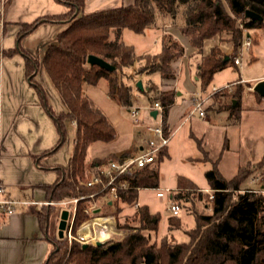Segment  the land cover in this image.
I'll return each instance as SVG.
<instances>
[{"label":"trees","instance_id":"trees-1","mask_svg":"<svg viewBox=\"0 0 264 264\" xmlns=\"http://www.w3.org/2000/svg\"><path fill=\"white\" fill-rule=\"evenodd\" d=\"M57 1L65 3L67 11L39 17L30 23H20L18 47L7 51L22 52L25 74L36 86L41 103L54 121L58 138L49 152L56 151L65 141L66 121H75L74 145L67 169L58 168L60 175L56 181L42 185L53 200L92 193L95 187H87L80 181L87 178L88 169L96 163L114 157L110 155L85 164L87 146L96 141L113 140L115 131L101 111L91 105L84 89L95 85L102 77L107 82V94L117 96L123 106H129L132 104L131 85L123 82L122 73L138 59L145 60V63L135 70L137 75L157 72L161 79L175 77L170 64L184 54V47L178 40L170 33H163L157 53L135 56L133 46L123 40L124 30L142 33L149 28L158 29L160 18H168L171 24L176 18H181L182 24L178 29L200 56L195 76L201 90L210 83L214 73L234 64L232 56L223 52L222 43L231 42L233 49L238 48L241 29L236 24L237 20L246 29L264 32V0H134L129 5L88 14L81 13L85 0ZM246 9L258 13L261 19L246 18ZM42 22H65V27L54 40L45 44L40 60L22 49L20 41ZM214 39L219 43L211 45L209 51L203 54L205 43ZM89 54L102 57L115 69L107 71L88 64L86 59ZM40 65L53 82L65 107L57 115L47 104L46 95L35 80ZM149 90L157 91L148 87L143 89V93L147 95ZM235 96L238 99L235 106L225 101L217 106L218 109H227L233 122L239 120L241 109L239 97ZM174 97L175 93L171 90L158 92L155 99L163 104L165 114ZM165 149L160 151L157 163L136 171L132 184L143 188L158 186V164ZM245 174L246 171L239 168L237 174L227 180L218 172L215 163L204 172L211 193L208 195V191L200 189L198 193L207 194V198L211 195L204 204L209 213H199L195 209L190 212L195 224L183 230L186 240L177 241L172 234V231L182 229L179 214L169 215L168 235L158 240L151 238L152 232L157 231L158 214L152 213L145 204L133 207L139 191H121L111 213L115 216L116 229L129 230L127 234L100 245L88 243L86 247L76 241L68 243L66 236L52 238L53 247L43 264H264V193L251 188L236 194L231 191L240 190ZM176 187L177 190L169 197L185 209L190 191L196 186L179 177ZM84 205V200L78 202L76 224L85 218L82 213ZM126 208L130 212H124ZM38 216L41 224L45 225L47 214Z\"/></svg>","mask_w":264,"mask_h":264},{"label":"crops","instance_id":"crops-1","mask_svg":"<svg viewBox=\"0 0 264 264\" xmlns=\"http://www.w3.org/2000/svg\"><path fill=\"white\" fill-rule=\"evenodd\" d=\"M133 2L134 0H85L81 13L88 14L98 10L129 5ZM66 11L65 3L57 0H0V179L6 185L10 196L19 200L38 202L53 200L42 185H49L56 181L60 172L58 168L67 169L73 146L71 144L70 149L68 148L67 156L63 160L54 153L55 151L49 152L58 138L54 121L45 105L41 103L36 86L28 80L25 74V61L22 52L15 50L9 53L7 51L18 47L17 33L20 23H30L39 17L59 15ZM181 24L182 19L179 18V25ZM158 26V29L149 28L143 33L145 34L146 31L155 33L154 43H160L161 34L170 33L184 47L182 57L170 64L176 77L161 79L159 76L160 81L154 82L150 76L157 72L141 73L138 76L146 77L158 84L162 90H167L178 83L179 70L176 63L185 59L187 79L184 80V86L181 87H186L188 90V98L185 100L181 97V104H178L182 93L176 89L174 102L165 114V126L172 133V138L181 124L191 118L184 121L185 115L192 108V97L194 95L202 96L204 91L199 90L196 86V82H199L194 74L197 62H188V57L191 58L197 54L190 46L187 37L183 36L178 25H172L168 18H160ZM64 27L65 22H42L21 39L20 46L41 60L45 44L54 40L56 34ZM131 45L133 46V44ZM141 50L142 52L135 56L152 52L151 48L146 45ZM133 68L132 66L128 67L129 73ZM35 80L42 87L46 95V102L54 114L57 115L63 111L65 109L63 102L42 65L36 72ZM139 80L142 82V79ZM135 87L136 91L141 92L145 88L142 83V89H139L136 82ZM256 94L255 96L259 99H264ZM145 97L148 103L152 100L148 95ZM254 100L256 104L254 109L264 110V106H258L259 101L255 97ZM224 101L223 97H218L215 100L217 111H228L217 108L219 103ZM235 104L236 100L233 99L231 106L233 107ZM241 107L243 106L240 105ZM173 109H177V111L172 113ZM207 115L206 108L203 118ZM70 124L75 129V124L72 121H66L67 128ZM139 130L140 128L134 133L128 148L111 154L116 156L121 153L134 152ZM167 146L163 157L168 155ZM259 160H244L239 168L244 167L248 162ZM252 175L253 173L250 174V176ZM261 179L263 180L264 177ZM257 183H259V188L264 187V183H260V180ZM243 187V189L258 188L244 185ZM200 190L203 189L200 188ZM208 190H210L209 187L203 191ZM138 201L142 204L139 200V192ZM54 207L31 202L16 207L15 212L4 219L0 225V264H43L53 247L51 239L57 238L55 231L51 232L52 229L48 223L51 209ZM44 214H47V221L45 225H42L38 215L44 217Z\"/></svg>","mask_w":264,"mask_h":264},{"label":"rangeland","instance_id":"rangeland-1","mask_svg":"<svg viewBox=\"0 0 264 264\" xmlns=\"http://www.w3.org/2000/svg\"><path fill=\"white\" fill-rule=\"evenodd\" d=\"M240 23L237 20L236 24L238 26ZM172 25L179 26V18H176ZM240 29L241 40L243 30L242 28ZM244 33H248L252 37L253 42L250 49L243 50L241 63L239 65L230 64L214 73L212 80L203 90L202 96L205 98L207 117L202 118L194 114L187 121L183 122L168 143V155L164 156L158 164L159 177L157 187L177 189L176 185L179 177H184L196 186V188L193 187L190 191V200L186 203L185 209L181 208L178 215L181 219L180 224L182 229L172 231L177 241L186 240L183 230L189 229L195 224L194 216L190 213L191 211L195 209L199 213H209V210L204 209V204L210 197L208 196L207 198V194L205 193L199 195L198 190L200 188L204 190L208 187L204 172L212 168L213 163H215L218 172L224 178L230 180L237 174L238 168L244 160L255 161L260 159L257 162H248L242 167L246 171L243 185L248 187L259 186V183L251 181L250 174L258 173L260 169L264 168V110L254 109L256 105L254 97L259 101L258 106H264V99H259L255 96L256 93L251 91V87L259 78H263L264 76V32L260 29H247ZM155 37V33L147 31L144 34L143 32L134 33L130 30H125L123 34L124 42L133 44L134 53L137 55L142 52L141 48L145 45L146 47H150L151 51L154 52L147 53L150 56L158 52L161 44L159 42L154 43ZM216 43H219L217 39L205 43L202 53H207L210 46ZM222 50L224 53L233 56L237 53L238 48L233 49L231 42H225L222 43ZM199 60V55H194L191 58L188 57V62L195 63ZM143 63H145V60L138 59L133 63L132 67L134 68L131 73H129L130 70L128 68H125L122 73L123 82L131 85L133 105L145 106L148 104L144 93L136 91L135 82L139 79H142L145 88L153 87L157 89V91H147L150 99H155L160 91L171 90L176 94V89H178L182 93L178 104H181V97L187 100L188 90L186 87H181L184 86L183 82L187 79L185 59L180 60V63L179 61L176 63L179 70L178 83L167 90H162L158 84L154 83L160 81L158 73H153L150 76L154 82L146 77L135 74V70ZM195 71L194 69V74H196ZM196 86L200 90L199 82H196ZM213 86L216 88L215 90H213ZM84 90L91 105L101 111L115 131L113 140L109 142L96 141L87 146L85 164L89 165L92 161L112 155V152L128 148L138 127L132 123L126 106L120 103L117 96H109L107 94L108 86L104 78H99L95 85L87 86ZM235 94L239 97L240 105L244 107L240 109L239 120L237 122L232 121L228 111H217L214 100V97H223L230 104H232L233 99L237 103L238 99ZM177 109H173L172 113H175ZM142 117H147L145 112H143ZM74 137L75 129L70 124L68 128L66 127L65 141L54 152L62 160L66 158L71 144L72 146L74 145ZM259 180L260 183H264V179ZM243 185H241L240 189L244 188ZM231 191L233 194H236L239 190L232 189ZM155 193V188H143L139 191V200L142 204L147 205L152 213H156L159 216L157 231L156 233L152 232L151 235V238L158 240L169 234L167 231V219L170 214L166 210L167 195L158 197ZM207 193L209 195L211 191L208 190ZM101 204L100 206L104 213L113 212L114 207ZM63 212L69 214V207L55 206L51 209L49 216L48 223L50 229H52L51 232L55 231L57 238H63L66 234L67 218L65 226L61 229L59 228ZM124 212H130V210L126 208ZM121 236L117 234L114 237L117 239Z\"/></svg>","mask_w":264,"mask_h":264},{"label":"built area","instance_id":"built-area-1","mask_svg":"<svg viewBox=\"0 0 264 264\" xmlns=\"http://www.w3.org/2000/svg\"><path fill=\"white\" fill-rule=\"evenodd\" d=\"M239 27L242 28L243 34L238 51L232 56L235 65L241 63L243 50L250 49L253 42L252 37L248 33H244L247 29L244 28L243 23H240ZM212 88L213 90L216 89L214 86ZM126 109L132 123L140 128L135 143V151L118 154L89 168L87 178L81 180L80 183L87 187H95L92 193L86 196L65 197L44 202L19 200L10 196L6 185L0 179V225L5 218L15 212L16 207L32 202L49 206L69 207L65 234L69 243L76 241L80 244H95L96 241L104 242L109 239H116L114 236L117 234L122 236L127 234L129 231H118L116 229L115 216L111 212L104 213L100 205L103 203V205L113 207L118 201L121 191H139L143 189L141 186L132 184L131 179L135 176L137 170L159 161V153L169 143L172 133L165 126L164 106L159 100H151L145 106L131 104L126 106ZM152 111H156V113L152 115ZM143 112L146 113L147 117H142ZM194 114L202 118L205 116L206 108L203 96L194 95L192 97V108L185 115L184 121ZM72 122L75 124V121ZM262 177H264V168L253 174L251 181L257 182ZM154 188L156 196L164 197L167 195V212L173 216L178 215L181 207L178 202L169 197L177 189L168 187ZM247 189H240L239 192H244ZM250 190L264 193V187ZM209 197L211 198V195ZM81 200L85 201V205L82 208L85 218L76 224L77 206ZM139 205L140 203L137 199L133 203V207L137 208Z\"/></svg>","mask_w":264,"mask_h":264},{"label":"water","instance_id":"water-1","mask_svg":"<svg viewBox=\"0 0 264 264\" xmlns=\"http://www.w3.org/2000/svg\"><path fill=\"white\" fill-rule=\"evenodd\" d=\"M244 16L246 18H257V19H261V16L250 10V9H246L244 12ZM225 59H227V57H225ZM87 63L90 65H97L99 67L104 68L107 71H113L115 69V66L112 65L110 62H108L107 60L103 59L100 56L94 55V54H89L87 56L86 59ZM136 86L139 89H142V82L140 80L136 81ZM251 90L256 92L259 96L264 98V78L258 79L251 87ZM156 113V111H152L151 114L154 115ZM68 214L66 212H63L61 214V221L59 224V228H63L65 226V220L67 218ZM101 243H103V241H96L95 244L96 245H100ZM88 245V243H84L83 247H86Z\"/></svg>","mask_w":264,"mask_h":264},{"label":"bare ground","instance_id":"bare-ground-1","mask_svg":"<svg viewBox=\"0 0 264 264\" xmlns=\"http://www.w3.org/2000/svg\"><path fill=\"white\" fill-rule=\"evenodd\" d=\"M103 230H104V227H103Z\"/></svg>","mask_w":264,"mask_h":264}]
</instances>
